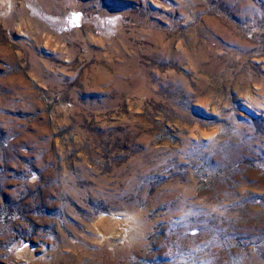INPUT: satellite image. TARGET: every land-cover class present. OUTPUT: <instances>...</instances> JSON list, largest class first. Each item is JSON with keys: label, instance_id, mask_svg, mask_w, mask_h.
<instances>
[{"label": "rangeland", "instance_id": "374dc122", "mask_svg": "<svg viewBox=\"0 0 264 264\" xmlns=\"http://www.w3.org/2000/svg\"><path fill=\"white\" fill-rule=\"evenodd\" d=\"M0 1V264H264V0Z\"/></svg>", "mask_w": 264, "mask_h": 264}, {"label": "bare ground", "instance_id": "6f19581e", "mask_svg": "<svg viewBox=\"0 0 264 264\" xmlns=\"http://www.w3.org/2000/svg\"><path fill=\"white\" fill-rule=\"evenodd\" d=\"M4 2L3 1H0V10H1V8H2V6H4V4H3ZM72 20V21H71ZM74 20V21H73ZM74 22H76V25H77V23L79 24V15L77 14V13H73L72 14V17L69 19V23L70 24H72V23H74ZM78 26V25H77ZM111 215V214H110ZM107 216V215H99L98 216V218L97 219H95L94 221H93V226H94V228H95V230L97 231V233L98 234H100V238H102L103 240H110V236L113 234L112 233V229L114 228V225H115V222H118L117 220V217L118 216ZM118 215V214H117ZM120 217V216H119ZM120 219V218H119ZM128 220V219H127ZM120 221V220H119ZM123 222V221H122ZM126 223V228L125 229H122V230H124L123 231V233L121 234L122 235V237L118 240V241H120V243H118L119 245L120 244H124V242L127 240V239H130L131 240V238H133L134 236H135V231L131 228V223L130 222H128L127 223V221L125 222ZM119 224V223H118ZM116 226V225H115ZM117 229H118V227H117ZM116 230V229H115ZM119 230V229H118ZM114 231V230H113ZM118 233V232H117ZM116 236V235H115ZM118 236V235H117ZM111 242H114L113 240L115 239H113L112 237H111ZM102 240V241H103ZM121 241L123 242V243H121ZM127 241H129V240H127ZM126 241V242H127ZM104 242V241H103ZM107 242V241H106ZM125 242V243H126ZM108 244V243H107ZM117 244V245H118ZM113 245V244H112ZM116 245V244H115ZM116 245V246H117ZM21 248V247H20ZM18 256H20L21 258H24V257H26L28 254H27V249L26 248H21V249H19L18 250ZM16 254V255H17ZM17 256V257H18Z\"/></svg>", "mask_w": 264, "mask_h": 264}]
</instances>
